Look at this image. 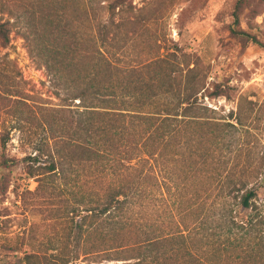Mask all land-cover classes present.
Segmentation results:
<instances>
[{
    "label": "trees",
    "instance_id": "16d2710c",
    "mask_svg": "<svg viewBox=\"0 0 264 264\" xmlns=\"http://www.w3.org/2000/svg\"><path fill=\"white\" fill-rule=\"evenodd\" d=\"M14 3L0 0V42L7 46L13 27L20 23L31 55L46 70L50 86L63 101L60 107L44 108L33 122L44 137L37 143L36 155L25 160L26 173L37 179L36 189L47 183L71 189L67 238L75 245L64 264H73L83 244L85 258L96 256L99 262L264 264L262 158L239 171L237 165L230 168L224 179L215 181L212 187L217 193L209 202L207 191L200 190L191 223L185 221L190 208H171L169 229L159 217L150 221L147 208L151 201L157 213L161 207L162 175L177 166L185 131L209 110L198 102L205 82L197 78L195 67L187 65L185 70L167 64L152 80L142 78L136 87L130 82L120 88L113 81L117 66L102 48L111 45L113 31L121 26L119 14L125 0L85 4L86 14L95 21L98 44L94 48H85L68 34L65 15L53 7L28 4L23 10L24 5ZM249 3L233 2L228 32L243 46L264 48V39L251 27H242L241 16ZM75 58L87 62L90 72L72 77L74 67L67 60ZM225 94L220 87L213 95ZM149 108L153 112H146ZM7 143L8 137L1 134L0 168L8 166ZM212 158L214 162L226 155Z\"/></svg>",
    "mask_w": 264,
    "mask_h": 264
},
{
    "label": "rangeland",
    "instance_id": "374dc122",
    "mask_svg": "<svg viewBox=\"0 0 264 264\" xmlns=\"http://www.w3.org/2000/svg\"><path fill=\"white\" fill-rule=\"evenodd\" d=\"M14 1L17 7L24 5L23 10L28 4L53 7L65 15L67 33L75 35L85 48L98 44L95 21L85 12L90 0ZM234 1L125 0L119 14L121 26L113 31L111 45L102 48L117 66L113 81L120 88L130 82L136 87L142 78L152 80L167 64L185 70L187 65L195 67L197 78L205 82L197 96L209 110L185 131L177 166L172 169L169 162L171 167L162 175L165 195L158 213L152 201L147 208L150 221L159 217L166 229L171 226V208H190L185 221L191 223L200 190L207 191L209 202L217 193L212 187L215 181L224 179L230 168L237 165L239 171L264 160V48L243 46L230 36ZM241 24L264 39V0H250ZM20 26L13 27L7 46L0 42V135L8 137V166L0 168V264H64L75 245L67 238L71 189L60 183L36 189L37 179L26 173L25 160L36 155L37 143L44 137L33 122L44 108L60 107L63 101L50 86L46 70L31 55ZM67 62L74 67V78L90 72L88 63L78 58ZM220 87L227 91L226 96L213 95ZM1 152L0 147V156ZM222 153L226 158L213 162L212 156ZM83 249L84 244L73 264L124 262L85 258Z\"/></svg>",
    "mask_w": 264,
    "mask_h": 264
}]
</instances>
